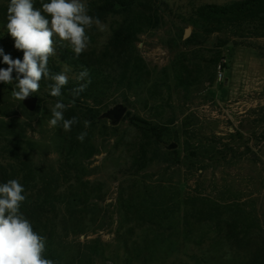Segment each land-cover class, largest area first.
<instances>
[{
    "label": "rangeland",
    "instance_id": "obj_1",
    "mask_svg": "<svg viewBox=\"0 0 264 264\" xmlns=\"http://www.w3.org/2000/svg\"><path fill=\"white\" fill-rule=\"evenodd\" d=\"M162 1V22L138 33L131 49L130 83L109 90L105 105L89 125L93 126L89 141L83 143L93 146V155L85 158L82 151L78 156L82 182L77 186L89 191L85 224L80 231L70 224L63 231L64 214L56 218L64 252L75 257L77 264L87 262L96 250V264H176L185 258L184 247L167 246L156 262L128 261L120 238L126 228L118 233L125 218L121 203L122 196L134 194L136 188L160 203L163 198L173 200L176 211L170 219L174 221L159 230H187L194 238L204 236L203 248L211 264L244 262L238 248L233 251L224 239L227 221L248 227V247L264 249V14L255 23L214 20L202 25L195 13L198 6L238 0ZM46 2L34 0V7L41 8ZM8 4L9 0H0V21L6 19ZM97 18L105 27L86 29L90 42L85 51L100 54L123 17ZM187 29L191 34L186 38ZM65 69L69 79L74 77L72 70ZM16 75L12 74L11 85L0 90V163L18 167L19 161H25L33 173V184L41 188L54 184L64 190L67 182L58 177L59 130L49 125L55 103L39 94V89L32 94L38 97L37 108L29 111L12 96ZM117 104L127 108L119 125L99 118ZM137 124L157 128L162 154L139 175H125L140 143ZM195 151L202 156H192ZM170 154L174 155L171 160ZM191 196L205 199L209 207L218 204L223 208L221 229L217 218L211 222L208 216L209 221L192 222L188 229L183 224L174 226L184 218V200ZM153 230L138 229L134 239Z\"/></svg>",
    "mask_w": 264,
    "mask_h": 264
},
{
    "label": "trees",
    "instance_id": "obj_2",
    "mask_svg": "<svg viewBox=\"0 0 264 264\" xmlns=\"http://www.w3.org/2000/svg\"><path fill=\"white\" fill-rule=\"evenodd\" d=\"M89 15L93 17H102L107 15H119L123 17L113 28V34L109 43L100 54L84 51L78 57L70 47H62L61 42L56 41V54L49 58L48 67L51 73L62 72L64 66L72 70L74 77H71L68 84L62 89L61 97L50 95L49 85L51 80L42 79L40 81V91L44 98L51 99L54 103L62 101L67 107L64 112L65 119L78 117L79 123L72 126L70 131H65L62 126H58V138L61 141L60 148V168L58 177L65 180L67 185L64 190L59 185H46L40 187L33 184L34 178L32 171L28 168L25 161H19L18 167L13 164L3 165L0 163V184L8 180L16 179L25 188L26 200L21 204V212L32 223L33 230L46 237L45 257L52 259L56 264H77L75 257H71L64 252V239L58 232V223L56 218L58 214H64L61 230L68 231L72 226L74 231H80L84 226L86 211L89 205L88 188L79 185L82 182L78 172V156L84 151V157L93 155V146H85L89 140L87 136L81 142L77 136L81 132L90 133L85 128L84 121H89L90 125L94 118L99 115V108L104 106L105 96L112 88H122L129 84L133 73L130 65L133 62V53L131 51L135 39L141 31L156 27L164 17L165 4L162 0H93L87 3ZM196 15L202 20V25H207L212 21L229 20L232 22H252L260 21L264 14V0H238L231 3L202 4L195 9ZM7 19L0 21V48L4 54L10 55L13 59H23V51L14 47V38L8 33ZM66 43V42H64ZM7 64L3 63V56H0V69H7ZM84 68H87L90 74L91 83L78 96L72 95V89L78 87L80 83H86L76 80V76ZM15 71H13L14 73ZM12 73V74H13ZM11 84L0 82V90H3ZM92 100L93 104H88ZM55 104H52L54 106ZM90 108V109H89ZM51 114V112H50ZM139 131V142L136 143L133 161L129 171L125 175H139L155 157L160 156L161 141L157 128H145L136 125ZM160 147V148H159ZM85 149V150H84ZM170 160L173 154H170ZM192 156L199 158L197 151ZM60 188H59V187ZM136 188V187H134ZM61 189V191H60ZM135 193L130 196H122L121 206L125 212V218L119 228H123L121 235L125 252L129 262L142 261L145 263L156 262L162 256L165 247L176 248L184 247V259L176 264H211L209 252L203 248L204 236L194 238L190 231L182 233L163 232L159 229L166 224L171 225L174 220L170 219L171 214L175 213V205H172V199L163 202L153 200L144 192L142 194L137 188ZM180 204V203H179ZM172 205V206H171ZM183 219H180L174 226L179 227L183 224L184 229L192 227L193 224L207 222L205 216L211 218V222L216 221L217 227L221 229V216L224 210L218 204L209 207L206 200L200 196L186 197L184 200ZM180 208V206H178ZM213 218V219H212ZM193 222V224H191ZM241 223V222H240ZM239 222H226L227 234L224 239L230 244L233 251H239L238 255H243V264H264V249L250 248L251 243L248 227H244ZM174 226H169L172 230ZM144 228L154 229L152 233L145 234L134 239L136 230ZM67 232H66V235ZM64 236V237H65ZM193 244L192 247L190 245ZM245 245V246H244ZM247 245V248H246ZM95 251L88 257L89 260L84 264H96L95 258L99 253ZM242 251V252H240ZM159 258V259H158Z\"/></svg>",
    "mask_w": 264,
    "mask_h": 264
},
{
    "label": "clouds",
    "instance_id": "obj_3",
    "mask_svg": "<svg viewBox=\"0 0 264 264\" xmlns=\"http://www.w3.org/2000/svg\"><path fill=\"white\" fill-rule=\"evenodd\" d=\"M6 19L7 31L14 38V47L23 51V59H13L0 48L3 63L8 65L7 69H0V82L12 84L15 70L12 96L18 101L38 92L42 79L53 82L49 85L51 96L61 97L69 81L68 70L53 74L48 67L49 58L56 54L57 39L78 57L89 46L86 29L93 25L101 30L105 27L99 18L89 15L86 0H49L41 8L34 7V0H9ZM76 80L86 83L72 89L73 96L91 83L88 69L80 71ZM66 107L60 100L55 103L50 126L70 131L79 123L78 117L65 119ZM89 125V121H84L85 128ZM86 136L87 132H81L77 139L83 142ZM24 193V186L16 179L0 184V264H56L44 255L46 237L33 230L32 223L20 210L26 200Z\"/></svg>",
    "mask_w": 264,
    "mask_h": 264
},
{
    "label": "water",
    "instance_id": "obj_4",
    "mask_svg": "<svg viewBox=\"0 0 264 264\" xmlns=\"http://www.w3.org/2000/svg\"><path fill=\"white\" fill-rule=\"evenodd\" d=\"M191 34V30L187 29L185 33V37H189ZM23 105L31 112L35 111L38 105V97L34 95H30L23 101ZM127 108L123 104H117L112 108L103 112L99 118L100 119H108L112 126H117L122 121L126 114ZM174 147V146H173Z\"/></svg>",
    "mask_w": 264,
    "mask_h": 264
},
{
    "label": "built area",
    "instance_id": "obj_5",
    "mask_svg": "<svg viewBox=\"0 0 264 264\" xmlns=\"http://www.w3.org/2000/svg\"><path fill=\"white\" fill-rule=\"evenodd\" d=\"M220 76H222V73H220Z\"/></svg>",
    "mask_w": 264,
    "mask_h": 264
}]
</instances>
